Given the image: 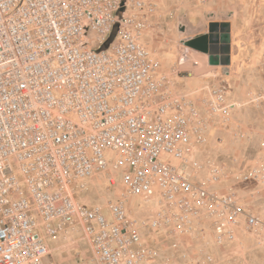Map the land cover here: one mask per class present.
Here are the masks:
<instances>
[{
  "label": "built area",
  "instance_id": "obj_1",
  "mask_svg": "<svg viewBox=\"0 0 264 264\" xmlns=\"http://www.w3.org/2000/svg\"><path fill=\"white\" fill-rule=\"evenodd\" d=\"M155 10L145 0H0V264H54L46 239L78 232L90 246L78 264H170L145 228L189 238L207 227L218 246L259 233L238 194L214 187L226 170L189 174L207 120L141 42ZM201 102L224 126L242 107L223 82ZM104 171L155 210L135 218L124 199L77 202L75 189ZM232 177L264 188V153Z\"/></svg>",
  "mask_w": 264,
  "mask_h": 264
},
{
  "label": "rangeland",
  "instance_id": "obj_2",
  "mask_svg": "<svg viewBox=\"0 0 264 264\" xmlns=\"http://www.w3.org/2000/svg\"><path fill=\"white\" fill-rule=\"evenodd\" d=\"M145 1L153 2L156 10L146 16L141 42L160 62V71L168 77L174 91L190 97L207 120V143L197 148L198 165L190 167L189 174L194 178L206 176L205 168L210 163L226 170L229 179L214 187L237 193L262 228L252 235L241 232L237 243L224 246L215 244L207 227L203 233L189 238L169 236L167 231L149 232L146 228L142 232L149 242L156 240L162 258H167L170 264H264V188L236 182L232 177L233 172L251 166L264 153V0ZM221 20L232 25L228 66L212 64L208 53L189 43L190 38L208 32L210 22ZM219 82L226 85L231 100L242 104L228 126L210 117L201 102L207 90ZM248 92L258 95L260 102L250 103L246 99ZM236 129L243 131L244 136L235 135ZM109 174L97 172L86 178V188L75 189L76 201L106 208L109 202L124 199L129 214L135 218L155 210L154 204H147L143 198L127 196L119 181L111 185L107 180ZM38 231L45 235L41 228ZM46 240L49 244L46 259L54 264H78L81 258L90 255L88 240L80 232Z\"/></svg>",
  "mask_w": 264,
  "mask_h": 264
},
{
  "label": "water",
  "instance_id": "obj_3",
  "mask_svg": "<svg viewBox=\"0 0 264 264\" xmlns=\"http://www.w3.org/2000/svg\"><path fill=\"white\" fill-rule=\"evenodd\" d=\"M220 27V28H219ZM219 32L224 33L226 36L225 40L217 38L219 35ZM207 36L209 37V42L217 44L218 42L224 43L225 49H222L220 53L218 54L220 61L218 62H213L211 53L209 54V59L212 64H221L223 66H228L230 64L231 60V44H230V39H231V34H230V22L225 21V22H210L209 23V28H208V34ZM206 35L205 34H198L192 38H190L189 42H193L191 47L197 48L202 50V42H204ZM203 51V50H202Z\"/></svg>",
  "mask_w": 264,
  "mask_h": 264
},
{
  "label": "flooded vegetation",
  "instance_id": "obj_4",
  "mask_svg": "<svg viewBox=\"0 0 264 264\" xmlns=\"http://www.w3.org/2000/svg\"><path fill=\"white\" fill-rule=\"evenodd\" d=\"M203 34H205L206 37L204 39V42H202V50L208 54L211 53L213 62L220 61L219 57L217 56H219L218 54L222 49H225L224 43L221 42H218L217 44L211 43L209 42V37L207 36L208 32H204ZM217 38L219 39V41L221 39L225 40L226 36L224 35V33L219 32Z\"/></svg>",
  "mask_w": 264,
  "mask_h": 264
},
{
  "label": "crops",
  "instance_id": "obj_5",
  "mask_svg": "<svg viewBox=\"0 0 264 264\" xmlns=\"http://www.w3.org/2000/svg\"><path fill=\"white\" fill-rule=\"evenodd\" d=\"M219 22H225V21H223V20H221V21H219ZM231 25V24H230ZM232 26V25H231ZM231 28V31H232V27H230ZM203 34V33H202Z\"/></svg>",
  "mask_w": 264,
  "mask_h": 264
},
{
  "label": "trees",
  "instance_id": "obj_6",
  "mask_svg": "<svg viewBox=\"0 0 264 264\" xmlns=\"http://www.w3.org/2000/svg\"><path fill=\"white\" fill-rule=\"evenodd\" d=\"M190 44H192L193 42L191 41V42H189Z\"/></svg>",
  "mask_w": 264,
  "mask_h": 264
}]
</instances>
